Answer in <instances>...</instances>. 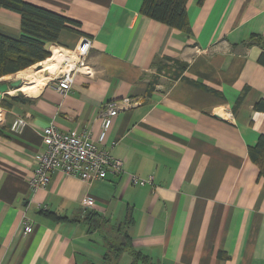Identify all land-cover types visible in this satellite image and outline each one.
Masks as SVG:
<instances>
[{"label":"crops","instance_id":"obj_1","mask_svg":"<svg viewBox=\"0 0 264 264\" xmlns=\"http://www.w3.org/2000/svg\"><path fill=\"white\" fill-rule=\"evenodd\" d=\"M26 1L79 22L48 51L66 59L81 37L92 45L66 95L52 86L59 69L0 106V264H101L103 232L131 216L133 248L157 264H264V178L247 154L264 135L254 108L264 65L262 48L244 44L264 37V0H187L188 34L140 13L142 0ZM0 32L17 38L19 15L1 8ZM181 63L188 80L175 77ZM124 97L136 104L112 117L100 146L125 172L87 184L57 170L30 188L44 127L98 138L105 103ZM16 117L25 124L10 132ZM129 174L153 184L131 185Z\"/></svg>","mask_w":264,"mask_h":264},{"label":"trees","instance_id":"obj_2","mask_svg":"<svg viewBox=\"0 0 264 264\" xmlns=\"http://www.w3.org/2000/svg\"><path fill=\"white\" fill-rule=\"evenodd\" d=\"M186 2L187 0H142L139 11L156 21L184 30L188 34L190 28ZM1 8L19 15V36L14 38L0 32V79L14 73L15 75L23 73L24 71L20 70L30 67L33 69L48 60L51 57V50L46 49V44L56 43L61 30L81 32L78 29V21L26 0H0ZM244 44H257L262 48L258 62L264 65V37L253 33ZM185 68L184 63L178 64L179 72L175 77L181 76L182 79L188 80L182 75ZM155 81L156 79L150 81L147 87L148 95L151 93L152 84ZM193 83L202 86L199 82ZM18 99H20L18 95L4 94L0 100V106H9ZM254 108L264 110V101L255 103ZM247 154L250 161L258 167L259 177L264 178V135H259L256 142L248 146ZM95 219V213L87 214L83 218L94 228L98 225ZM132 222L133 217L131 216L120 225L113 226L114 232L112 230L103 232L105 250L102 254L101 264H119L124 250H128L131 256L129 264H157L148 255L133 248L132 239L127 232V228ZM87 264L94 263L88 262Z\"/></svg>","mask_w":264,"mask_h":264},{"label":"built area","instance_id":"obj_3","mask_svg":"<svg viewBox=\"0 0 264 264\" xmlns=\"http://www.w3.org/2000/svg\"><path fill=\"white\" fill-rule=\"evenodd\" d=\"M91 45L92 39L83 36L77 49L70 55H66V60L54 76L55 83L52 85L60 95L67 94L74 80V74L81 67H86L85 56ZM135 104L136 101L128 97L107 101L102 111L101 129L98 138L95 139L86 131H60L53 123L44 127L42 131L44 149L38 154L35 172L29 178L30 188L36 190L45 187L52 173L57 170L79 178L87 184L106 179L109 175H119L125 172L122 160L113 156L100 144L111 124L112 117L120 110ZM24 124L25 119L16 117L9 125V131L18 132ZM128 177L129 183L134 186L153 184L151 175L143 178L129 174ZM93 201L94 199L87 194L81 199L84 208H91ZM22 223L24 232L32 231L31 221L27 217L23 218Z\"/></svg>","mask_w":264,"mask_h":264},{"label":"bare ground","instance_id":"obj_4","mask_svg":"<svg viewBox=\"0 0 264 264\" xmlns=\"http://www.w3.org/2000/svg\"><path fill=\"white\" fill-rule=\"evenodd\" d=\"M51 50H52V57L50 59L40 63L38 66H35L33 69H28V70L23 72V74H24L23 79L24 80H27L33 84L36 81H39L41 79L46 78V76L48 74V73H46L47 71H50L52 69L54 70L57 67H60V64L62 63L61 61L63 60V62H64V60H66V59H63L61 56V54L63 53L64 50L61 47L56 46V45L53 46L51 48ZM61 66H62V64H61ZM46 81H48V80H46ZM19 88L15 89L16 90V91H14L15 94H17L18 92H22L21 90H19Z\"/></svg>","mask_w":264,"mask_h":264},{"label":"rangeland","instance_id":"obj_5","mask_svg":"<svg viewBox=\"0 0 264 264\" xmlns=\"http://www.w3.org/2000/svg\"><path fill=\"white\" fill-rule=\"evenodd\" d=\"M64 53L66 54V52H64L63 51V53L61 54V56H62V58H64L63 57V55H64ZM50 56L52 57V54L50 53ZM49 56V57H50ZM50 57V58H51ZM48 58V57H47ZM49 58V59H50ZM43 61V60H42ZM41 61V62H42ZM47 61V60H46ZM44 62V61H43ZM62 63H63V60L61 61ZM40 63V62H39ZM61 63V64H62ZM61 64H60V67H61ZM60 67H57L56 69H52V70H50V71H47L46 73H48L47 74V76L46 77H48V75L50 76L51 75V77L60 69ZM30 68H32V67H30ZM30 68H27V69H23V70H20V71H25V70H28V69H30ZM19 72V71H18ZM33 72V71H32ZM17 73V72H16ZM23 73H20V74H17V75H15V73L14 74H12V75H10V76H7V77H5V78H3V79H0V83L1 82H5V81H9V80H12V79H22L23 81H24V83H23V85H22V87H20L19 88V90H21L22 92H18L17 94H15V92L14 91H16L15 89H11L10 91H8V93L10 94V95H25L24 93H30L31 92V90H32V88L34 87V84H36V83H38V82H36V83H34V84H32L31 82H29V81H27V80H24L23 79ZM50 78H48L47 80H49ZM43 80H46L45 78L43 79ZM39 81H42V79L41 80H39ZM18 89V88H17ZM129 261H130V259H129V256H128V254L127 253H123L122 254V256H121V258H120V260H119V264H128L129 263Z\"/></svg>","mask_w":264,"mask_h":264},{"label":"water","instance_id":"obj_6","mask_svg":"<svg viewBox=\"0 0 264 264\" xmlns=\"http://www.w3.org/2000/svg\"><path fill=\"white\" fill-rule=\"evenodd\" d=\"M24 81L22 79H12L9 81L0 83V100L4 94H9L8 91L11 89L19 88L23 85ZM10 95V94H9Z\"/></svg>","mask_w":264,"mask_h":264}]
</instances>
